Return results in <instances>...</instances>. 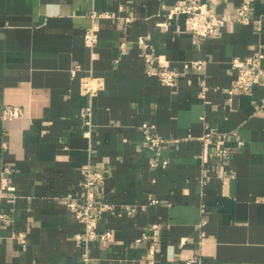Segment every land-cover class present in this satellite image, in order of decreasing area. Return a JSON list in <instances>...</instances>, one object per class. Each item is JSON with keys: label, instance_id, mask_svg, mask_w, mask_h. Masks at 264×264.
I'll list each match as a JSON object with an SVG mask.
<instances>
[{"label": "crops", "instance_id": "obj_1", "mask_svg": "<svg viewBox=\"0 0 264 264\" xmlns=\"http://www.w3.org/2000/svg\"><path fill=\"white\" fill-rule=\"evenodd\" d=\"M177 1L0 0V24H8L0 113L23 112L0 117V176L9 187L0 190V213L10 217L0 224V264H82L73 239L81 224L65 202L80 193L85 167L103 174V201L112 205L97 222L112 240L92 242L88 264H264V77L250 91H230L231 60L264 54V0H221L219 15L249 1V20L203 40L183 16L166 19ZM90 27L91 49L83 41ZM139 38L177 71L173 86L159 82L156 67L145 72ZM88 74L103 80L90 98L79 89ZM144 123L171 141L158 153L142 140ZM207 132L229 150L224 164L210 155L222 146L215 136L200 140ZM144 231L153 239L136 242Z\"/></svg>", "mask_w": 264, "mask_h": 264}, {"label": "built area", "instance_id": "obj_2", "mask_svg": "<svg viewBox=\"0 0 264 264\" xmlns=\"http://www.w3.org/2000/svg\"><path fill=\"white\" fill-rule=\"evenodd\" d=\"M221 0H178L173 4V6L168 10L166 19L170 20L177 16H183L184 23L189 27L190 34L193 38L197 40H203L208 36L212 35L217 28L222 27L225 24H245L248 22V14L250 12L251 4L249 1H244L235 8L233 15H219L215 12V4L219 3ZM92 18H98L105 16V13L92 12ZM8 24H0V31L6 28ZM83 41L85 47L93 48L94 46V31L90 27L84 31ZM139 44L143 47L142 60L144 66L148 67L145 69L146 73H150L151 67H156V76L160 83L166 86H173L176 78L178 76L177 71L169 65L167 61L158 60L153 54L148 50V44L144 39H138ZM264 57L263 51L258 48L251 56L239 59L233 58L230 62V66L234 72L235 78L232 82L231 90H238L241 92L250 91L253 86L264 77V69L261 68V62ZM191 65L197 68L202 66L201 60H196L191 62ZM79 65H76L71 70V76H75L76 70H78ZM103 87V80L99 77L88 74L79 78V89L80 93L88 96L90 98L96 92H98ZM89 112L88 109H84L82 112V117H86ZM23 116L22 110L12 106H5L0 117L4 120H11L15 118H20ZM88 120L86 119L85 122ZM142 140L146 146L151 149L158 150V148L171 141L164 140L156 134V127L153 123H144L141 125ZM215 136L218 143H221L220 134H210L209 132L203 134L200 140L203 145L206 146L207 141L210 137ZM158 153V152H156ZM214 159L219 160L221 164L228 161L229 150L226 146L222 144L220 147L211 148V154ZM205 160V159H204ZM165 162H161L162 167L165 166ZM151 166L157 165V158H155L151 163ZM11 168H4L5 173H9ZM80 182V193L75 198H69L65 202L66 208L73 213L76 221L81 224V230L73 234V239L83 245L84 251L82 254V264H88V248L89 245L94 241H110L112 240V233L108 230H99L97 226L98 219L104 213L112 210V205L103 201L104 194L101 191L103 174L98 171L91 170L89 167H85ZM205 178V174H202V179ZM8 177L6 175L0 176V190L8 189ZM156 203L155 200L152 201ZM125 211L130 214L134 211V208H126ZM9 215L5 212L0 213V224L7 223L9 221ZM158 229L157 224H152L149 230L156 232ZM18 239L24 242L25 234L20 233ZM153 239L150 236L149 231H144L140 234L138 238L135 239L136 242L141 240ZM154 253V246L152 243L148 245V255L151 257ZM194 259L190 258L187 260V264H191ZM149 264H153L149 260Z\"/></svg>", "mask_w": 264, "mask_h": 264}]
</instances>
